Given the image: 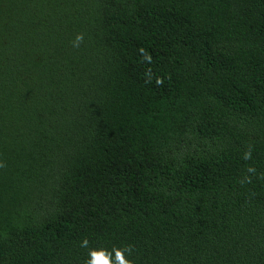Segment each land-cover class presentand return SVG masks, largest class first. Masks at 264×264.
<instances>
[{
	"label": "trees",
	"instance_id": "obj_1",
	"mask_svg": "<svg viewBox=\"0 0 264 264\" xmlns=\"http://www.w3.org/2000/svg\"><path fill=\"white\" fill-rule=\"evenodd\" d=\"M0 264H264V0H0Z\"/></svg>",
	"mask_w": 264,
	"mask_h": 264
}]
</instances>
